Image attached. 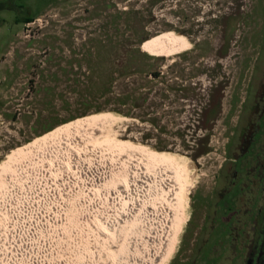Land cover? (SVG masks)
Returning a JSON list of instances; mask_svg holds the SVG:
<instances>
[{
  "label": "rangeland",
  "instance_id": "1",
  "mask_svg": "<svg viewBox=\"0 0 264 264\" xmlns=\"http://www.w3.org/2000/svg\"><path fill=\"white\" fill-rule=\"evenodd\" d=\"M15 1L18 14L0 11V264H172L235 117L162 134L154 71L203 60L198 37L221 43L224 26L207 23L217 0ZM254 9L264 28V0ZM168 33L187 48H147Z\"/></svg>",
  "mask_w": 264,
  "mask_h": 264
},
{
  "label": "flooded vegetation",
  "instance_id": "2",
  "mask_svg": "<svg viewBox=\"0 0 264 264\" xmlns=\"http://www.w3.org/2000/svg\"><path fill=\"white\" fill-rule=\"evenodd\" d=\"M11 3L18 14L23 6ZM216 4L218 8L207 13V23L224 26L218 36L221 43L212 42L211 32L210 37H198L192 44L205 52L203 60L186 67L175 60L170 76L159 69L165 65L162 59L154 71L153 78L161 84L156 123L162 134L169 124L179 134L211 130L224 114L225 124L231 122L228 115L235 117L226 156L211 186H199L192 193V215L183 238L188 248L172 264H264V28L254 0L246 19L241 11L233 13L244 8L243 0ZM227 63L236 68V75L233 69L232 75L222 74Z\"/></svg>",
  "mask_w": 264,
  "mask_h": 264
},
{
  "label": "bare ground",
  "instance_id": "3",
  "mask_svg": "<svg viewBox=\"0 0 264 264\" xmlns=\"http://www.w3.org/2000/svg\"><path fill=\"white\" fill-rule=\"evenodd\" d=\"M187 44V43H186ZM147 48L155 53H168V52H171V51H180L182 49H185L187 48V46L185 47V41L183 40L182 37L180 36H177L175 34H172V33H168V34H165V35H162L160 37H158L157 39L153 40V41H150V43L148 44ZM108 118V116H105ZM111 118V116H110ZM96 120V119H95ZM95 120H93L95 122ZM107 120V119H106ZM103 121V120H102ZM105 121V120H104ZM113 121V120H112ZM99 122V121H98ZM108 122V121H107ZM94 124V123H93ZM92 124V126H93ZM97 125V124H96ZM90 127V126H88ZM73 131V130H72ZM77 131V129H76ZM70 132V131H69ZM68 134V133H67ZM66 136V135H65ZM64 137V136H63ZM67 137V136H66ZM59 139V138H58ZM65 138H63L62 140H64ZM66 141V140H65ZM55 142V141H54ZM61 142V141H60ZM63 143V142H62ZM48 145V144H47ZM49 146V145H48ZM52 146V145H51ZM128 151V150H127ZM33 153V152H32ZM144 153L146 154V150L144 151ZM44 155V154H43ZM152 156V155H151ZM47 158V157H46ZM151 159L155 160V161H159V162H165L164 160L162 161V158L160 157H157V156H152ZM152 160V161H153ZM156 162V163H157ZM158 162V164H159ZM168 165L169 164H173V163H170V162H167ZM153 164V163H152Z\"/></svg>",
  "mask_w": 264,
  "mask_h": 264
},
{
  "label": "trees",
  "instance_id": "4",
  "mask_svg": "<svg viewBox=\"0 0 264 264\" xmlns=\"http://www.w3.org/2000/svg\"><path fill=\"white\" fill-rule=\"evenodd\" d=\"M3 9H12L11 0H0V11ZM34 17L32 16H25L24 18L17 17L15 22L26 23L28 21H32Z\"/></svg>",
  "mask_w": 264,
  "mask_h": 264
}]
</instances>
